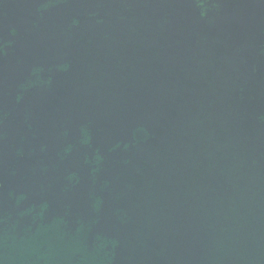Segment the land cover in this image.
I'll list each match as a JSON object with an SVG mask.
<instances>
[{
    "label": "water",
    "instance_id": "water-1",
    "mask_svg": "<svg viewBox=\"0 0 264 264\" xmlns=\"http://www.w3.org/2000/svg\"><path fill=\"white\" fill-rule=\"evenodd\" d=\"M0 264H264V0H0Z\"/></svg>",
    "mask_w": 264,
    "mask_h": 264
}]
</instances>
